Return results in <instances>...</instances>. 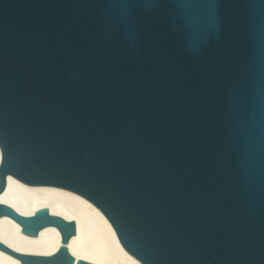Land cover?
Instances as JSON below:
<instances>
[{"label": "water", "instance_id": "1", "mask_svg": "<svg viewBox=\"0 0 264 264\" xmlns=\"http://www.w3.org/2000/svg\"><path fill=\"white\" fill-rule=\"evenodd\" d=\"M6 177L82 195L142 264H264V0H0ZM50 255L73 221L0 217Z\"/></svg>", "mask_w": 264, "mask_h": 264}, {"label": "bare ground", "instance_id": "2", "mask_svg": "<svg viewBox=\"0 0 264 264\" xmlns=\"http://www.w3.org/2000/svg\"><path fill=\"white\" fill-rule=\"evenodd\" d=\"M0 202L21 215H31L45 207L51 214L73 221L76 232L66 246L75 260L93 264H142L125 250L101 210L80 194L51 185H28L8 175L5 188L0 192ZM0 243L21 254L50 255L61 245V234L55 226L49 225L37 235H28L16 221L3 215ZM0 264L21 262L0 250Z\"/></svg>", "mask_w": 264, "mask_h": 264}]
</instances>
